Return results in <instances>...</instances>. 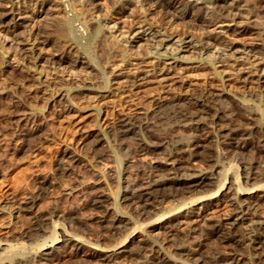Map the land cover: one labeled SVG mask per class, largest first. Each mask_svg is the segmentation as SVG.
<instances>
[{
    "label": "rangeland",
    "instance_id": "1",
    "mask_svg": "<svg viewBox=\"0 0 264 264\" xmlns=\"http://www.w3.org/2000/svg\"><path fill=\"white\" fill-rule=\"evenodd\" d=\"M127 1L128 0L94 1L96 6H102L103 9L107 7L108 14L105 15V18L107 17L106 19L109 20L110 25L116 22L114 27L115 34L123 40L128 39L129 44L127 45L128 47H132V51H126L127 54L125 52H120V54L117 53L118 55L115 57L108 54V56L105 55L104 58H100L99 50L97 51L98 55L92 56L84 45H79L80 61L91 62L90 64L93 68L76 67L70 69L59 66V69H57V67V70H55L56 65H52L49 60L48 62L47 60L37 61V66H31L33 68H30V66L21 67L22 64L20 61L11 59L8 55L10 50L7 53L0 50V212L3 213H0V220L2 221L3 219L2 222L5 225V229L14 230L15 232L16 229L18 231L28 229L32 225L36 215H41L42 217L45 215L46 218L42 223L43 225L40 224L37 229H32L28 233L29 235H17L11 238V241L9 240L12 243L10 246L11 249L9 248V251H12V256L6 257L5 260H1L0 262L3 264L12 263L17 256V258L23 259H25V256L26 258H32L39 253L43 247L59 244L61 247L54 255L55 258L53 257L51 261H47V264H87L83 256L93 251V248H110L121 243H130V246H132L136 243H142L143 241L150 242L152 240L157 229H152L151 226L145 223V220H131L128 227L121 232L114 235H104L101 227L96 221V209H93L89 205V198L93 193L101 192L103 195L105 194L107 196H105L107 198L106 200L109 205L112 206L113 198L117 196L118 193L120 194L125 182L143 176L144 172H148L151 169V165L158 163L163 152H175L172 148H174L173 137L176 134L179 135H176V139H181L183 136L182 139L185 140L189 137L190 130L188 127L180 125L179 121L177 122L176 120L165 118L167 114L172 113L171 115H173V111L171 112L170 109L166 110L163 106L157 108L156 104L158 101L153 100V96H161L159 103H163L164 101L167 102L170 98H176L179 103H185V101H187L183 100L185 97V94H183L185 89L197 94L207 86H220V88L224 89L226 92L225 95H223L225 102L230 104L232 103L231 100H234L238 103L241 99L239 104H244L247 109L254 110L259 117V119L257 117V120L264 123V118L262 121V117L264 116H259V110L256 109V105L259 107L261 105L260 109L262 108V110H264V77L257 78L256 73L250 72V65L247 61L243 60L244 57L241 55L236 59V62L239 64L236 63L234 68H236L238 74H250L249 76L252 78V81L250 79L248 81L236 80L235 72L232 71L230 67H227L228 65L219 61L220 58L216 57V59L211 60L209 59V53H202L198 56L197 52L193 51L190 47L192 45L191 41L195 42L198 37H204L203 39H205L208 34L210 36H216L218 42L221 43H231L236 46L244 45L254 49H261L264 55V0H233L236 4L237 2L239 4L241 2L249 4L251 10H253L252 7H254L255 10L257 9L256 14L252 16L253 18L250 17L248 20L243 18V22L237 21L240 19H235L233 21L214 20L212 16L207 15L209 18L207 19V16H205L207 23H202V28L193 21H190L186 15L176 17L172 15L167 16L163 14L164 12L149 5H146L148 9L145 11L142 8L138 9L132 5L130 2L131 0ZM209 1L210 0H197V7L208 6ZM217 1L221 4L225 2V0ZM60 2V0H54V3L46 4L43 10L40 8L37 11L32 9L29 10V13L35 17L32 20L34 25L37 27L41 26V31L48 36L50 35V37L52 35V38H55L54 36L56 35L52 32V29L56 27L61 28L63 26V23L60 22L61 20L57 19L59 14L60 16H65L67 12V16H72L73 24L81 22L84 15L83 9L77 4L72 8L68 7L66 12L60 10ZM228 2H231V0H228ZM9 6L10 4L6 3L4 7L9 8ZM141 9L143 10V12H141L143 14L140 13ZM195 11L192 13L195 14L198 11L200 13V9L197 12ZM94 15H96V12H94ZM143 16L148 20H144ZM103 18L102 15L100 19ZM140 18H142V20ZM137 19L139 21H137ZM210 19L211 21L209 22ZM147 22H154L153 27L155 26V28L161 27L162 29L160 28V32L166 28L164 29L166 32L179 34V36L181 35V40L175 43L176 46H178L177 52L174 54H165L162 52L164 45L170 48L172 42L171 37L165 36L166 32L164 33V31L160 34L165 36L161 39V46L154 47L151 45V42H146L145 39L146 36H148V31L142 30L148 28ZM258 22H260V24ZM47 26L49 28H47ZM234 26H237L239 29L247 26V28L250 29L231 32ZM116 28L118 29L115 31ZM120 28L122 30H120ZM226 28H229V30H226ZM104 30L107 31L105 28ZM0 36L4 38L3 35ZM94 36L95 33L90 34L88 41L91 42ZM158 38L160 37L157 34L153 42ZM4 39L8 44L15 42L11 36H6ZM7 43L6 45L8 46ZM27 43L28 42L25 41L17 42L18 46L21 47H26L28 45ZM199 46L200 44L196 42V47ZM146 47L151 49L149 53L145 52ZM222 50L227 51V48L222 47ZM135 51H140L139 55L135 54ZM44 52H46V50L42 51L41 55L46 58H52L58 55L56 51ZM240 52L242 51L238 50L235 54L239 56L241 54ZM3 58L6 59L4 60ZM7 59L8 62H4L7 61ZM230 60L233 59L231 58ZM258 60L259 64L264 66V58ZM212 61L214 62L212 63ZM9 63L14 67V70L7 66ZM41 66H44V70L49 68L50 72L46 73V71L43 72V70H41L42 72L39 71ZM237 67L240 70H238ZM6 68H8V71H5V73L3 71ZM19 68L32 76H39L38 82L36 85L34 84L35 86H28L24 89L17 86L20 90L17 89L16 79L18 76L16 75H18L17 70ZM25 68H27V71ZM10 69L13 70V72ZM160 69L166 70L164 72L162 70L161 74H159L158 72ZM262 74H264V70ZM43 76L45 80L42 79ZM48 80L51 81V83ZM60 80H66L67 82L70 80V82L66 85L65 83L62 84V82H59ZM54 81L58 82L53 83ZM72 82L73 85H71ZM93 83L96 85L92 86ZM10 86H12V88ZM59 92L62 93V96L58 95ZM261 92H263V96L261 95L260 97V95L258 96L257 94ZM20 95H22V97H20ZM63 95L65 97H63ZM67 95L69 96L66 97ZM14 97H20L23 101L25 100L24 102L27 107L23 106V108H28L29 113L23 119H17V117L13 116L9 121L7 118L9 117V113L7 112L11 109L8 110L7 108L10 106ZM230 98L231 100L229 101ZM65 104L74 107L71 110L70 108L65 109ZM188 105H190V103ZM191 105L189 107L193 109ZM24 110L28 112L27 109ZM74 110H76V112ZM130 111L132 113L134 111L133 114L136 113L135 111H145L146 114H140L138 116L146 115L142 121L145 123L149 122V128H154V131H160L162 135L166 137V141L161 146H158V148L152 150L151 147H148V145L151 144V139L147 136L148 134L144 129H137L135 134L118 138V136L113 133L114 131L112 128L115 126H113V124L121 117V114L123 115L124 112L130 113ZM78 113L80 114L79 117H82V119L88 123L87 126L96 129L97 135H99L100 138L102 137L101 144L97 146L99 147L98 149L96 147L93 150L90 145H86L87 147L83 146L82 148L77 141H74L76 139V132L73 130L75 125L74 122L69 119V116L73 117V115H79ZM85 114L87 115L84 116ZM137 114L138 113H136V115ZM171 115H169L168 118ZM16 119L17 122L15 121ZM20 119L21 121H19ZM13 120L16 123H12ZM104 123L108 124L109 127L108 125H104ZM94 126L98 127L95 128ZM10 127H12V129ZM138 140L143 143V146L146 145V150L141 149L142 147L138 144ZM218 141L214 142L213 140L209 142V150L206 152L211 156L210 162H207V164L209 163L210 165L208 170L217 172L215 173L213 187H215L216 184L219 185L225 178V184H228V179H230L231 176L238 177V181L243 185L241 182V174H244L243 166L250 160L256 158L260 160L261 164L264 163L262 155L252 147H247L242 150V152H228L225 150L227 148L226 145L220 140ZM64 149H69L68 151L77 156V161L74 162L67 171H62L56 164L59 153ZM197 165L206 166V162L200 161ZM234 171L235 173H233ZM259 182L261 183L262 181L255 180L254 182L253 180L244 185L251 186L256 183L259 184ZM237 183L232 186L231 190L233 192L236 189ZM41 185H43L44 188H40ZM218 185H216L215 188H211L214 190ZM31 198L33 199L31 211H22L18 214L16 212L18 207L21 206L24 201ZM170 204L175 207V210H170L173 211L170 213H172L174 217L178 216L184 207L195 206V204L190 203L189 200H186V204L180 207V209H178L179 207L177 206L182 205L180 201L173 200ZM125 208L123 206L118 209L116 213L122 216H129L127 207ZM210 211L212 210L208 212ZM205 217H207V215H203L202 213L200 216L196 217V220L197 222H203ZM167 219H169V217ZM5 220L7 221L6 223ZM143 221L145 224L141 223ZM26 225H28V227ZM64 234H70L75 238H81L83 242H86L79 249H75L71 242L62 241ZM165 240L162 242L165 246V250L171 251L172 248L168 245L171 241L164 242Z\"/></svg>",
    "mask_w": 264,
    "mask_h": 264
},
{
    "label": "bare ground",
    "instance_id": "2",
    "mask_svg": "<svg viewBox=\"0 0 264 264\" xmlns=\"http://www.w3.org/2000/svg\"><path fill=\"white\" fill-rule=\"evenodd\" d=\"M60 1V10L66 12L68 7L72 8L75 4H77L79 7H81V9H83L84 15L82 17V21L80 20L81 22H79L78 24H73L72 16H67V12L65 16H60L59 14L57 19L61 20L60 22L63 23V26L61 28L56 27L55 29H52L53 31L50 30L56 34L54 36L55 38H52V35L50 37V35L48 36L41 31V26L37 27L34 25L32 20L35 17L29 13V10L32 9L37 11L39 8L43 10L46 4H52L54 3V0H0V35H3L4 38H6V36H11V38L15 40L14 43L11 42L8 44L6 40L0 36V50L5 53L9 52L10 50V53L8 55L11 59L20 61L22 64L21 67L30 66V68H33L31 66H37V61L47 60L48 62L49 60L52 65H56L55 70H57L59 69V66L62 68L70 69H74L76 67H92V65L90 64L91 62L88 63L87 61H80L79 45H84L89 54H92V56H96V54L98 55L97 51L99 50L100 58H104V56H108V54L115 57L120 54V52H125L127 54V52L132 49L131 46L128 47L127 45L129 44L128 39L123 40L115 34L114 27L116 22L110 25L109 20L106 19L107 17L105 18V15L108 14L107 7L106 9H103L102 6H96V3L94 4L95 0ZM196 1L197 0H131L130 2L138 9L142 8L145 11H147L148 9L146 8V5H149L154 6L155 9L164 12L163 14H166L167 16L172 15L173 17H176L186 15V17L190 21H193L196 25L199 26H201L202 23L206 22V20L209 18L207 15L212 16L214 20L218 19L221 21H233L235 19H240L237 21L243 22V18L248 20L257 12V9L255 10L254 7H252L253 10H251L249 4H244V2H241L242 4H239L237 2L236 4V2H234L235 0H231V2L225 0V2L222 4L217 0H210L208 6L198 7ZM6 3L10 4L9 8L4 7ZM142 9L140 13L143 12ZM199 9L200 13L198 11ZM75 11L77 12L78 10ZM193 11L198 12L194 14L192 13ZM94 12H96V15H94ZM102 15L104 18L100 19ZM145 16H143L144 20L146 19ZM205 16H207L206 20ZM140 19L142 20V18ZM147 20L148 19H146V21ZM137 21L139 20L137 19ZM210 21L211 19L209 20V22ZM153 23L147 22L148 28L146 30H142L148 31V36H146L145 41L148 43L151 42V45L154 47H159L162 45L161 39H163V37H171L172 42L170 48H167V46L164 45L162 52L165 54H174L175 52H177L178 46H176L175 43L181 40V35L179 36V34L166 32V30H164L166 28L162 30V32H166V35H160L162 33L160 32L161 27L159 26L160 28H155V26L153 27ZM258 23L260 24V22ZM48 26L47 28H49ZM104 28L107 29V31H105ZM117 29L118 28H116L115 31ZM248 29L250 28H247V26H244L240 29L237 28V26H234L231 32L235 30L245 31ZM120 30L122 29L120 28ZM226 30H229V28H226ZM92 33H95V36L90 42L88 41V37ZM157 34L160 38L155 39V42H153V39ZM203 38L198 37L195 42L191 41L192 45L190 47L193 51L197 52L198 56L202 53H209V59L211 60L216 59V57L220 58L219 61L228 65L227 67H230V69L235 72L236 80L248 81L249 79H252L249 76L250 74H238L236 68H234V66H236L235 64L237 63L236 59L242 55V57H244L243 60L247 61L250 65V72L256 73L257 78L264 77V74H262L264 66H261L258 62L260 61L258 59L264 58L262 52L263 50L261 51V49H254L252 47H246L244 45L236 46L231 43H221L218 42L216 36H210L208 34L205 39ZM18 41L28 42V45L26 47L18 46ZM196 42L200 44L199 47H196ZM6 43L8 44V46L6 45ZM221 46L227 48V51H223ZM45 50L46 52L56 51L58 52V55L56 57L46 58L41 55V52ZM150 50L151 49L148 47L145 48V52L147 53H149ZM238 50L242 51L240 52L241 54L239 56L235 54V52ZM139 53L140 51H135V54L139 55ZM231 58L233 60H230ZM4 62H8V59ZM213 62L214 61H212V63ZM7 66L11 67L14 70V67L10 63L7 64ZM43 67L41 66V69L39 71L43 70V72L46 71V73L50 72L49 68V70L47 69V71L46 69L44 70ZM7 69L8 68H6L3 72L8 71ZM26 69L27 68H25V70ZM237 69L240 70L238 67ZM13 70L11 71L13 72ZM162 70L164 72L166 69H160L158 73L161 74ZM17 73L18 75L16 76H18V78L16 79L17 85L15 83L16 87L18 86L19 88L24 89L25 87L27 88L28 86H32L34 84L36 85V83L38 82L39 76L36 77L35 75L32 76L25 71L23 72V69L21 68L17 70ZM44 78L45 77L43 76L42 79ZM49 82L51 83V81ZM57 82L54 81L53 83ZM59 82L68 85L70 80L69 82H67L66 80H60ZM71 85H73V82L71 83ZM93 85L95 86L96 84L93 83L92 86ZM10 87L12 88V86ZM226 90L229 91L228 89ZM225 93V90L220 88V86H207L197 94L189 92L187 89H185L183 93L185 94L183 100H187L185 101V103H179L176 98H170V100L167 102L163 100V103H159V99H161V96L156 95L152 97L153 100L158 101V103L156 102L157 104L155 103L157 108L163 106L166 110L170 109L171 112L173 111V115H171L172 113L167 114V117L165 118L169 120L173 119L177 122L179 121L180 125L188 127V129L190 130L189 137L183 140L182 136L181 140L179 138L176 139V135L178 134H174V148L172 149H174L175 152H163L158 163L151 165V169L148 172H144L143 176L125 182V185L123 184L124 187L122 186L123 189H121L122 191L120 192V194L118 193L117 196L113 198L112 206H110L107 202V196L105 194L103 195V193L101 192H95L93 193V195H91V197L89 198V205L93 209H96V221L97 224L101 227L104 235H114L121 232L128 227L131 220H145V223L151 226L152 229H157V231L155 232V236H159H154L155 238L152 237V240L150 242L143 241L142 243H136L132 246H130V243H121L110 248H98L96 246L97 248H93V251L83 256L84 261H86L87 264H264V163L261 164L260 160H257L256 158L250 160L246 163V165L243 166L244 174H241V182L243 183V185H241V183L238 181V177L231 176L230 179H228V184H225V178L224 181L219 185L216 184L218 185L216 189L213 190L211 188L214 186L213 183L215 181V173L217 172H211L210 170H208V167H210V165L209 163L207 164V162H210L211 160V156L206 153L209 150V142L213 140L214 142L220 140L226 145V151L235 153L242 152V150L246 149L247 147H252L262 155V158H264V123L257 120L258 116L256 115L257 113L254 112V110L247 109L244 104H239L241 99L239 102L237 101L238 103H236L234 100H231V98L229 99V101L231 100L232 103L229 104L228 102H225V98H223V95H225ZM262 93L263 92H261L260 94H256L258 96L260 95L261 97ZM61 94L62 93L59 92L58 95L60 96ZM69 95H67L66 97H68ZM20 97H22V95H20ZM20 97H14L10 103V106L7 108L8 110L11 109L9 112H7L9 113V117H7L8 120L13 116L17 117V119H23L29 113L28 108H23V106H26L24 102L25 100L23 101ZM63 97L65 96L63 95ZM189 103L190 105L192 104L191 106L193 107V109L189 107ZM65 107V109L70 108L71 110L74 106L71 107V105L65 104ZM260 107L256 105V109L259 110L260 113L259 116H264V110H262V108L260 109ZM24 109H27L28 112H26V110ZM74 111L76 112V110ZM138 111H135L136 113H138L137 115L136 113L133 114L134 111L133 113L130 111V113L124 112L123 115L121 114V117L117 121L115 120L116 123L113 124V126L115 125L112 128V130L114 131L113 133H115L119 138L126 137L130 134H135V132H137V129H144V131L148 134L147 136H149V138L151 139V144L148 145V147H151L152 150H154L166 141V137L162 135L160 131L156 132L153 130L154 128H149V122L145 123L142 121V119L146 115L138 116L140 114H146V112ZM86 115L87 114H85L84 116ZM169 115L171 116L168 118ZM79 116L80 114L73 115V117L69 116V119H71L75 125V129L73 128V130H75L76 132V139L74 141H77L79 145L82 146V148L83 146L90 145V147L94 150L101 144L102 137L100 138L99 135H97L96 129L88 127V123ZM263 118L264 117H262V121ZM17 119L15 120L16 122ZM21 119L19 121H21ZM15 121L13 120L12 123H14ZM104 125L108 124L104 123ZM10 128L12 129V127ZM138 144L142 147V150H146V145L143 146V143L141 142H139ZM98 148L99 147H97V149ZM68 150H62V152L59 153V158L56 162L57 166L62 169V171H67L73 165V163L77 161V156H75V154ZM200 161L206 162V166L197 165ZM233 173H235V171ZM253 180L254 182L255 180H259L262 182H259V184L256 183L251 186L244 185ZM235 183H237V185L235 191L233 192L231 189L233 184ZM40 188H44L43 185H41ZM173 200H178L182 203V205H177L179 207L178 209L186 204V200H189V202L195 204V206L188 205L189 207H184L181 213L178 216L174 217L172 216V213H170L173 212L170 210H175V207L170 204ZM32 205L33 199H28L18 207L16 212L18 214L22 211L30 212L32 209ZM123 206L124 208L127 207L129 216H122L116 213V211ZM209 210L212 211L208 212ZM202 213L203 215H207V217H205L203 222H197L196 217L200 216ZM168 217L169 219H167ZM45 219V215L44 217H42L41 215H36L32 225L28 229L21 231H18L16 229L15 232L14 230L5 229V225L2 222L3 219L2 221L0 220V261L3 259L5 260L6 257L8 258L12 256V251H9V248L12 245V243L10 242L11 238L17 235H27L32 229H37ZM6 222L7 221L5 220V223ZM141 223H144V221ZM26 226L28 227V225ZM163 240H165L164 242L171 241L168 244L172 248L171 251L165 250V246L162 243ZM62 241L69 243L71 242L75 249H79L86 242L85 240V242H83V239L75 238L70 234H64ZM60 247V244L43 247V249L39 251V253H37L34 257L26 258L25 256V259H23L17 258V256L14 261L12 260V263L47 264V261H51L53 259L54 255L57 253V251H59L58 249ZM0 264L3 263L0 262Z\"/></svg>",
    "mask_w": 264,
    "mask_h": 264
}]
</instances>
